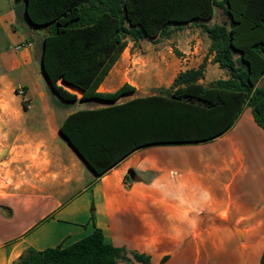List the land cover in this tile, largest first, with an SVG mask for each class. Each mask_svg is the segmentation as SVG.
<instances>
[{"label": "crops", "instance_id": "obj_1", "mask_svg": "<svg viewBox=\"0 0 264 264\" xmlns=\"http://www.w3.org/2000/svg\"><path fill=\"white\" fill-rule=\"evenodd\" d=\"M24 4L16 0L8 9L0 0V60L5 69L32 58L29 46L17 49L28 39L35 44L38 33L29 27L30 38L18 39L15 22L23 17L27 25ZM191 26L199 25L188 24L173 33ZM171 36L128 38L99 86L102 92H113L126 82L135 86L115 102L82 100L81 91L65 85L78 99L57 100L42 72L43 80L25 85L26 97L20 98L18 86L6 73L0 75V154L11 158L0 160V264H16L30 247L71 245L96 227L107 242L150 255L152 264H261L264 129L250 107L211 142L142 147L99 177L60 132L73 113L165 95L163 90L179 72L198 68L206 59L204 83L211 69L226 71L221 78L229 77L213 62L209 37L206 54L191 38L190 44L182 42L183 54L175 57L159 47ZM10 38L15 40L13 52ZM137 42L158 45V50L131 52ZM117 264L140 263L121 259Z\"/></svg>", "mask_w": 264, "mask_h": 264}, {"label": "trees", "instance_id": "obj_2", "mask_svg": "<svg viewBox=\"0 0 264 264\" xmlns=\"http://www.w3.org/2000/svg\"><path fill=\"white\" fill-rule=\"evenodd\" d=\"M217 7L226 20L209 25ZM23 11L28 27L48 32L40 62L57 100L78 99L64 85L81 91L82 100L115 102L134 92L128 82L113 92L99 91L128 38L170 37L188 24L207 33L213 62L229 72L228 78L206 85L204 61L179 72L169 94L69 115L60 132L98 177L142 147L211 142L235 125L245 107L264 129V86L259 84L264 0H25ZM121 259L152 264L150 255L107 242L96 227L68 246L30 247L16 264H117Z\"/></svg>", "mask_w": 264, "mask_h": 264}, {"label": "rangeland", "instance_id": "obj_3", "mask_svg": "<svg viewBox=\"0 0 264 264\" xmlns=\"http://www.w3.org/2000/svg\"><path fill=\"white\" fill-rule=\"evenodd\" d=\"M15 1L16 0H4V3L9 7L8 9H12ZM225 20H226V16L223 10L217 7L215 19L213 20L212 23H222ZM15 26L17 27L18 33L20 34L18 39H21L24 37L30 38V34L32 32L30 31V28L27 27V25L24 24V22H22L21 18L15 22ZM198 27L191 26L184 30L174 32L171 36V40L163 41L164 44H160L159 47H161V49H163L164 52H166L167 54L174 55L175 57L181 56L183 54V51L180 48L182 42H188V44H190L189 40L191 38H194V40H197L202 44V47H201L202 52L203 54H206L208 52V46L205 45V41L208 35L206 32H204V30L200 26ZM45 31L46 30L44 29H38V33H34L35 34L34 38L36 39L35 44H33L32 42V45L29 46L31 48V55H32V58L30 61L24 64H21V66H18L16 68L5 69L3 61L0 60V75L3 72L6 73L9 81L15 84L16 87L19 85H22L23 87L25 85H28L31 87L32 84H38L39 82L38 78H42L43 80V77L40 73L41 72L40 71L41 70L40 57H41V49H42L41 39ZM27 41H29V39L23 42H27ZM8 43H9L8 44L9 52L10 51L13 52L12 47L15 46V40H12L10 38ZM156 50H158V45L155 47V45L147 44V42L143 44L137 42L131 45V52L152 53ZM226 73H227L226 71L224 73H220V72L215 71L214 69H211L208 75V80L205 82L206 85L210 84L211 82L221 77H224ZM260 84L264 85V80L261 81ZM171 90H172V85L170 88L164 89L163 92L166 94H169ZM25 95L20 94V98L26 97ZM3 159L10 160L11 158H10V155L7 156V155L0 154V160H3Z\"/></svg>", "mask_w": 264, "mask_h": 264}, {"label": "built area", "instance_id": "obj_4", "mask_svg": "<svg viewBox=\"0 0 264 264\" xmlns=\"http://www.w3.org/2000/svg\"><path fill=\"white\" fill-rule=\"evenodd\" d=\"M31 45H32V42H30V41H28V42H24V43H22V44H19V45L17 46V49H20V48H22V47H24V46H31ZM17 92H18L19 94H21V95H25V94H26L25 88H24L22 85H19V86L17 87Z\"/></svg>", "mask_w": 264, "mask_h": 264}, {"label": "water", "instance_id": "obj_5", "mask_svg": "<svg viewBox=\"0 0 264 264\" xmlns=\"http://www.w3.org/2000/svg\"><path fill=\"white\" fill-rule=\"evenodd\" d=\"M41 72H42V75L44 76V78L46 79V81L49 83V79H48V77L46 76V74H45V72H44L43 69L41 70ZM49 84H50V83H49Z\"/></svg>", "mask_w": 264, "mask_h": 264}]
</instances>
